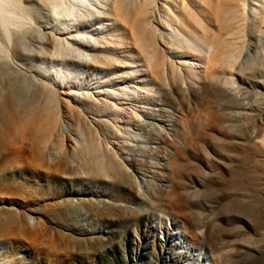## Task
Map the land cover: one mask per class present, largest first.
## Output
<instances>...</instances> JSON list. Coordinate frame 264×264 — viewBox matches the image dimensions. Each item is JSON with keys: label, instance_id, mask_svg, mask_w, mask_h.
<instances>
[{"label": "rangeland", "instance_id": "obj_1", "mask_svg": "<svg viewBox=\"0 0 264 264\" xmlns=\"http://www.w3.org/2000/svg\"><path fill=\"white\" fill-rule=\"evenodd\" d=\"M123 1L124 7L103 9L74 29L94 43L103 37L102 43L96 42L100 47L87 56L88 62H79L67 47L68 51H57L53 60L48 54V59L41 60L42 68H33L34 79L19 99L12 89L3 87L5 78L2 81L0 264H195L194 258L184 254L193 244L177 243V227L184 226L181 220L174 226L168 213L154 210L157 214L131 217V210L143 207L137 200L133 171L143 173L148 168L152 148L158 146L155 151L160 152L162 147L160 140H154L163 135L159 128L174 125L167 103H176L185 118H194L213 102L207 83L191 87L188 69L178 64L179 50L185 47L194 54L188 60L196 67L203 43L195 38L204 24L195 17L191 0H172L166 6L161 0ZM180 8L194 22L190 28L178 24ZM249 27L246 22L242 38L231 48L241 74L235 69L211 79L228 82L233 78L248 93L243 99L253 106L252 111L241 116L240 108L233 110L239 125H248L252 118H261L264 124V71L257 73L264 59L260 49L258 54L247 50ZM113 39L119 41V48ZM121 72L127 77L119 78ZM141 79L147 81L138 83ZM127 86L142 89L124 111L117 110L118 94ZM82 89L90 95L83 99L72 95ZM154 97L168 111L164 122L156 111L146 116L137 107L150 106ZM199 148L211 152L208 142ZM184 149L189 160L185 169L190 179L195 178V167H205L206 160L192 147ZM221 166L209 169L214 175H201L203 182L190 185L191 189L197 186L200 195L219 185L238 189L234 183L242 172L235 168L230 175ZM222 205L219 200L214 209L200 210V219L220 215L223 229L238 231L248 240L258 238L264 225L256 227L257 212L226 216ZM196 234L202 236L204 229ZM205 252L198 263H208Z\"/></svg>", "mask_w": 264, "mask_h": 264}, {"label": "bare ground", "instance_id": "obj_2", "mask_svg": "<svg viewBox=\"0 0 264 264\" xmlns=\"http://www.w3.org/2000/svg\"><path fill=\"white\" fill-rule=\"evenodd\" d=\"M191 1L193 6H196L192 7L195 17L200 18V22L204 24L195 38L196 43H203V48L196 57V67L188 60L189 57L192 59L194 54L190 48L185 47L179 50L181 61L178 64L183 70L188 69L185 72L191 87L207 83L208 88L213 90V102L202 107L194 118H185L179 105L174 102L167 103L174 125L166 123L167 127L159 128V134L163 135L154 140H160V152L155 151L160 147L152 148L155 150L149 156L154 157H150L148 168L142 169L143 173L141 169L133 171L137 200L143 207L133 206L131 217L154 215L157 214L154 210H157L172 215L174 226L177 224L176 220H181L184 226L177 227V232L180 233V243H177L180 245L189 241L193 244H190V250L184 254L194 258L195 264H200L198 262L203 251H206L209 257L207 264H264V227L258 238L248 240L246 235L238 231L233 233L230 229H223L220 215L200 219V210L205 212L209 208L214 209L220 200L223 201L224 215L247 217L257 212L256 227L264 225V124L261 118L250 119L248 125L235 124L234 108L243 111L239 114L241 116L252 111L253 106L244 102L248 93H244L245 89L237 85L233 78L228 82H211L218 74L224 75L238 69L235 67L236 60L232 57L231 48L237 44V39L242 38L246 22L250 23L249 30L246 31V37L249 39L247 50L258 54L260 49L264 59V0ZM161 2L166 6L172 0ZM123 3V0H0V89L5 78L7 84L3 87L12 89L16 98L23 97V93L34 79L33 68H42L41 60L48 59V54H51L52 60L57 58L55 53L64 47L75 52L79 62H85L87 56L100 47L96 42L102 40L98 42L102 43L103 37L96 38L94 43L88 35L74 29L79 23H84L88 16L96 17L102 14L103 9L124 7ZM247 4L248 12L245 11ZM5 5H12L7 9L10 14H6ZM179 10L181 11L178 24L190 28L194 22L188 19L185 13L182 14L183 8ZM70 14L74 16L71 17ZM98 29L100 27H96V30ZM113 45L119 48V41L113 39ZM171 49L177 51L176 47L171 46ZM86 60L88 62V59ZM262 70L264 71V67L258 68L257 73L262 74ZM121 73L119 78L127 77L125 73ZM236 74H241V69H238ZM146 81L147 79H141L138 83ZM126 89L122 88L118 94L117 99L120 101L115 107L117 110L124 111L127 104L137 100L138 91L142 86H127ZM144 90L146 92L147 89ZM72 95L83 99L90 94L82 89L72 91ZM137 107L146 116L156 111L162 122L168 115L158 97H154L150 106ZM258 116L261 117L260 114ZM202 142L210 144V153L199 148ZM189 147L199 152L206 160L205 167L199 164L195 167L196 177L191 179L190 173L185 169L189 160L184 148ZM218 165H222V169L227 170L230 175L234 174L235 168L242 172L234 183L239 186L238 189L219 185L208 195H200L197 186L191 189L190 185L203 182L201 175H214L209 169ZM188 179L190 183L187 182ZM206 198L208 201H205ZM199 228L204 229L202 236L196 234Z\"/></svg>", "mask_w": 264, "mask_h": 264}, {"label": "clouds", "instance_id": "obj_3", "mask_svg": "<svg viewBox=\"0 0 264 264\" xmlns=\"http://www.w3.org/2000/svg\"><path fill=\"white\" fill-rule=\"evenodd\" d=\"M10 7H12V5H5L6 14H10V13L7 12V9L10 8Z\"/></svg>", "mask_w": 264, "mask_h": 264}]
</instances>
